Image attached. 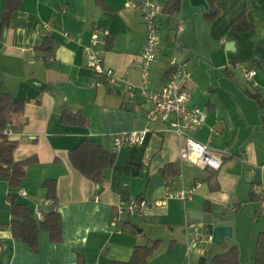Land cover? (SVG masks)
I'll return each instance as SVG.
<instances>
[{
    "label": "crops",
    "instance_id": "crops-1",
    "mask_svg": "<svg viewBox=\"0 0 264 264\" xmlns=\"http://www.w3.org/2000/svg\"><path fill=\"white\" fill-rule=\"evenodd\" d=\"M3 1L2 90L25 104L10 138L18 143L15 160L32 161L18 189L0 176V264H116L129 261L136 246H154L146 264H187L193 211L235 221L241 260L256 264L257 238L264 231V0H217L220 13L212 20L206 15L207 0H182L175 18L164 12L159 17L161 44L149 86L164 84L173 58L186 65L190 106L207 113L194 137L221 157L219 170L182 161L179 138L165 123L151 124L153 131L141 144L114 148V135L148 125L150 105L139 93L130 99L126 90L128 83L141 84L146 43L135 0H22L6 23ZM242 15L253 27L233 30ZM179 19L185 30L176 40ZM95 28L109 31L100 36L105 42L100 48L104 66L119 79L115 87L89 86L97 76L87 67L83 47ZM49 41L52 51L41 49ZM243 67L257 70V86L244 79ZM86 138L115 153V164L101 185L70 160V151ZM46 179L57 182L55 204L47 198ZM168 184L195 190L186 200L166 197ZM139 197L148 202L145 216L127 220L119 232L112 221L117 206ZM12 198L33 212L36 206L44 214L57 211L61 238L43 230L37 249H32L13 237ZM233 242L226 238L228 246ZM224 245L211 247L208 259L222 253Z\"/></svg>",
    "mask_w": 264,
    "mask_h": 264
},
{
    "label": "built area",
    "instance_id": "built-area-1",
    "mask_svg": "<svg viewBox=\"0 0 264 264\" xmlns=\"http://www.w3.org/2000/svg\"><path fill=\"white\" fill-rule=\"evenodd\" d=\"M135 8L141 10L142 19L146 28V43L141 62L142 81L138 86L128 83L126 90L130 99H134L139 93L150 105L146 111L148 125L141 130L121 132L114 135L115 150L117 151L125 145L141 144L145 140L146 135L153 131L151 124L165 123L179 138V152L182 161L190 162L201 169L211 168L213 170H219L222 165L221 157L208 144L194 137V133L204 125L207 113L199 107L190 106L193 94L191 90V74L186 68V65L179 62L176 58H173L170 62L172 68L170 77L165 80L159 89H152L149 86L151 66L156 61L157 52L161 44L159 17L163 13L164 7L148 0H135ZM184 30L185 23L179 19L176 29V40H179ZM108 34L109 31L105 29L95 28L90 43L83 47L87 67L97 76V78L90 81V87H99L105 84L113 87L118 85L119 79L115 75L114 70L104 66V57L100 48L105 43L100 39V36H108ZM242 70L244 79L251 83L252 86H257L254 79L257 70L249 67H243ZM215 131L220 133L219 128H216ZM12 134V125L0 131V135L10 137ZM178 177L182 180L183 173H180ZM196 186H199V184ZM194 190L193 188L189 190L184 188L176 189L168 184L166 186L165 196L186 200L191 197ZM19 193L22 196L27 195V191L24 189H20ZM147 205V200L139 197L130 199L125 204L117 206L116 212L112 216L114 226L119 232H122V223L129 219L144 217ZM34 213L38 220L44 218V213L39 206L35 207ZM196 239L194 236L193 241L189 243L187 264H190L192 259H197L199 256V254L192 251Z\"/></svg>",
    "mask_w": 264,
    "mask_h": 264
},
{
    "label": "trees",
    "instance_id": "trees-1",
    "mask_svg": "<svg viewBox=\"0 0 264 264\" xmlns=\"http://www.w3.org/2000/svg\"><path fill=\"white\" fill-rule=\"evenodd\" d=\"M22 0L3 1V22L6 23L12 11L19 8ZM210 11L206 14L209 19L219 15L216 7L217 0H207ZM182 0H166L163 12L170 18H175L181 10ZM253 26L245 16H241L233 25V30L243 32ZM41 49L52 51V42L49 41ZM256 98V96H253ZM23 101L15 100L10 93L3 92L0 75V131L12 125L14 119L24 112ZM17 141L10 137L0 135V176L8 178L9 186L18 189L26 174V167L32 159L16 161L14 152ZM70 160L73 166L85 177L101 185L105 179L106 171L115 164V153L106 150L95 139L86 138L76 148L70 151ZM44 187L47 189V198L52 203L57 202V182L55 179H46ZM129 222L124 221L122 226ZM10 230L13 237L26 242L32 249H37L38 235L46 230L55 240L61 238V217L57 211L44 214L42 220H38L31 208L23 203L11 199ZM225 250L207 260V264H243L241 260V246L234 240L231 246L224 245ZM154 249L150 246H136L131 259L127 262L116 264H146L147 258ZM255 263L264 264V231L260 232L256 243Z\"/></svg>",
    "mask_w": 264,
    "mask_h": 264
},
{
    "label": "water",
    "instance_id": "water-1",
    "mask_svg": "<svg viewBox=\"0 0 264 264\" xmlns=\"http://www.w3.org/2000/svg\"><path fill=\"white\" fill-rule=\"evenodd\" d=\"M188 231L189 243L197 238L192 251L200 255L197 264H207L211 247L226 244V238L236 240L235 221L214 218L211 213L193 211L191 227Z\"/></svg>",
    "mask_w": 264,
    "mask_h": 264
},
{
    "label": "rangeland",
    "instance_id": "rangeland-1",
    "mask_svg": "<svg viewBox=\"0 0 264 264\" xmlns=\"http://www.w3.org/2000/svg\"><path fill=\"white\" fill-rule=\"evenodd\" d=\"M253 206V205H252ZM253 208V207H252Z\"/></svg>",
    "mask_w": 264,
    "mask_h": 264
}]
</instances>
